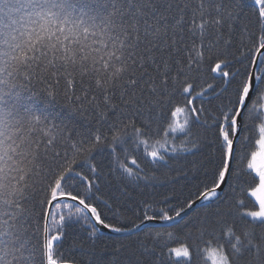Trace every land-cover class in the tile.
Returning <instances> with one entry per match:
<instances>
[{"label":"snow or ice","instance_id":"snow-or-ice-1","mask_svg":"<svg viewBox=\"0 0 264 264\" xmlns=\"http://www.w3.org/2000/svg\"><path fill=\"white\" fill-rule=\"evenodd\" d=\"M110 177L173 187L129 226ZM76 224L88 264H264V0H0V264H79Z\"/></svg>","mask_w":264,"mask_h":264},{"label":"trees","instance_id":"trees-1","mask_svg":"<svg viewBox=\"0 0 264 264\" xmlns=\"http://www.w3.org/2000/svg\"><path fill=\"white\" fill-rule=\"evenodd\" d=\"M237 43H239L240 36L239 34L235 37ZM209 83H212L211 80H209ZM162 135V133H161ZM136 155L138 162L141 164L142 167H150V165L145 161L143 158V149L141 148L140 152L134 153ZM192 157L190 155H187L186 160H180L173 163V167H179L181 165H186L188 161H191ZM105 171L107 172L108 169L105 166ZM111 183L107 181H101L100 187L97 195H99L102 199L101 201H97L103 207L102 200L103 199H109L111 198V202L115 203H132V208L128 211L123 213L122 220L127 223L129 226L132 223L138 222L137 214L139 213L140 218H142L143 213V207L139 204L141 200L150 201L153 203L154 208L164 207L165 204L162 203L163 197L166 194H169L170 190L172 189L173 185L171 184H162L156 186L155 190H150L148 188H145L143 192H140L136 188L129 187V192L131 193L130 197H125L123 194H121L119 187H117V182L114 178H111ZM190 184V181H184L179 180L175 184V188L178 192H182L181 199L184 197H187L190 192H194V187H189L187 185ZM182 185H185L182 187ZM171 207L175 210L179 207V204L177 202H173ZM109 219L111 217L109 216ZM87 227L86 224H76L73 225L71 228L67 230V237L64 242V246L62 248V252L64 253L65 257L68 259H74L76 261H79V264H88L89 257L86 254V251L88 248L92 247L91 241L86 240L87 237V231L85 230ZM157 229H161L162 227H156ZM165 232H173L174 237L170 241L171 246H177L179 241L182 239L181 231L180 229H163ZM141 236L144 235V233L140 234ZM124 236H108L103 235V239L97 240L95 243V248L97 251L111 247L116 240H124Z\"/></svg>","mask_w":264,"mask_h":264},{"label":"water","instance_id":"water-1","mask_svg":"<svg viewBox=\"0 0 264 264\" xmlns=\"http://www.w3.org/2000/svg\"><path fill=\"white\" fill-rule=\"evenodd\" d=\"M150 225L153 223V222H148ZM155 227H162L160 224H156ZM99 228V231L100 233H102L103 235H108V236H124L126 234H116V233H111V232H108L107 230L103 229L101 226H98Z\"/></svg>","mask_w":264,"mask_h":264},{"label":"rangeland","instance_id":"rangeland-1","mask_svg":"<svg viewBox=\"0 0 264 264\" xmlns=\"http://www.w3.org/2000/svg\"><path fill=\"white\" fill-rule=\"evenodd\" d=\"M209 264H210V261H209Z\"/></svg>","mask_w":264,"mask_h":264}]
</instances>
